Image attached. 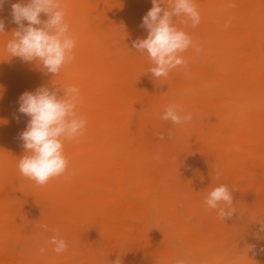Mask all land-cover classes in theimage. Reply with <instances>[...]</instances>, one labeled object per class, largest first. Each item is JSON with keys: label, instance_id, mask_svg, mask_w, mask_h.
<instances>
[{"label": "bare ground", "instance_id": "bare-ground-1", "mask_svg": "<svg viewBox=\"0 0 264 264\" xmlns=\"http://www.w3.org/2000/svg\"><path fill=\"white\" fill-rule=\"evenodd\" d=\"M26 2L6 0L0 11V264L103 255L122 264L181 257L187 264H264V220L231 239L235 217L252 221L264 211V0H195L197 26L174 19L201 51L190 47L182 53L186 68L160 79L148 72L147 54L132 47L148 35L142 18L152 0H61L76 46L59 75L6 51L18 29L11 6ZM71 85L80 89L76 111L87 127L78 142L64 144L66 172L40 186L18 169L27 154L20 133L30 119L18 100L40 87L62 96ZM170 103L193 120H162ZM221 183L235 188L237 212L225 220L204 203ZM144 211L166 216L164 235L143 231ZM43 225L59 229L66 252L52 250L53 233ZM29 235L42 244L24 246ZM194 248L209 253L197 257Z\"/></svg>", "mask_w": 264, "mask_h": 264}, {"label": "clouds", "instance_id": "clouds-1", "mask_svg": "<svg viewBox=\"0 0 264 264\" xmlns=\"http://www.w3.org/2000/svg\"><path fill=\"white\" fill-rule=\"evenodd\" d=\"M5 2L0 0V11ZM161 2L152 0L153 6L142 18L147 37L132 42L135 51L147 54L153 65L148 72L157 79L167 78L170 71L178 67L186 68L187 60L182 53L190 47L201 51L198 43L183 28L176 26L174 19L184 17L182 23L187 25L190 21L192 27L197 26L201 17L195 0H170L166 8L161 7ZM11 9L12 21L18 25L5 45L11 56L26 62L35 60L47 73L54 75H59L63 67L74 61L76 40L70 33L66 8L61 0H27L26 3L12 4ZM42 13L47 15L46 20L41 19ZM3 33L5 22L0 19V34ZM62 90L60 96L56 90L40 87L34 92L22 93L18 100V112L30 117L26 129L20 133L27 154L18 161V169L22 176L40 186L66 172L69 161L64 154V144L78 142L87 127V119L76 111L80 89L71 85L62 87ZM160 118L180 125L191 122L193 114L170 103ZM158 138L163 140L165 136L160 133ZM219 175L217 173L218 179ZM234 190L226 184H218L209 191L204 203L208 209L217 210L219 219L231 218L237 212L233 207ZM43 227L53 233L47 241L52 250L57 255L66 252L69 244L59 235V229ZM261 230L264 231V224H261ZM112 264H121V260L117 258ZM175 264H187V261L181 257Z\"/></svg>", "mask_w": 264, "mask_h": 264}, {"label": "rangeland", "instance_id": "rangeland-1", "mask_svg": "<svg viewBox=\"0 0 264 264\" xmlns=\"http://www.w3.org/2000/svg\"><path fill=\"white\" fill-rule=\"evenodd\" d=\"M206 63H210V62H206ZM259 63H260V59L257 58L256 64H259ZM37 192L41 193L42 191L38 190ZM138 217H139L138 218L139 220L137 219L138 222H141L142 225L144 226L143 231L152 236L161 237L162 235H164V233L168 229L167 228L168 220L166 216H163L159 214L158 212L151 213L148 211H144V212H140ZM97 218L104 219V217L102 216L97 217ZM263 220H264V211L261 212L259 216L252 221L244 220L243 218L239 216L235 217L233 219L234 228L232 229V232H231V235H232L231 239H234V238H237V237H240V236H243L249 233L252 229H254L253 228L254 226L258 225ZM0 234L4 235V231L1 228H0ZM23 242H24V246H28V247L37 246V245L42 244L40 240L35 237V235H29V236L23 237ZM191 251H193V253L197 255V257H202V258L206 256L207 253H209V251L204 248H194ZM112 262H113L112 259L103 255V257L98 256L91 260H87L85 258H81L77 256L73 259L72 262H68L67 260H65V261H57L54 264H112ZM8 264H13V263L8 262ZM29 264H35V263L31 262ZM159 264H172V262L166 259H161Z\"/></svg>", "mask_w": 264, "mask_h": 264}]
</instances>
